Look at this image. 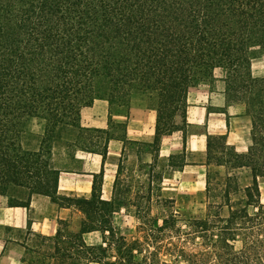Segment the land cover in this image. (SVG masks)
Masks as SVG:
<instances>
[{
	"label": "trees",
	"instance_id": "obj_1",
	"mask_svg": "<svg viewBox=\"0 0 264 264\" xmlns=\"http://www.w3.org/2000/svg\"><path fill=\"white\" fill-rule=\"evenodd\" d=\"M263 53L264 0H0V195L25 207L33 194L54 192V168L51 193L42 192L50 186L52 145L105 158L109 132L81 123L95 100L110 109L134 94L154 100L156 135L141 147L159 143L165 115L182 110L186 123L188 90L211 83L219 68L228 102L242 103L251 119L250 145L231 153L227 168L248 170L251 182L207 172L204 217L174 227L169 214L156 230L168 241L151 246L109 225L115 193L102 200L96 179L89 199H69L85 219L76 234L60 222L52 264H264V77L251 74V60ZM33 118L44 128L31 149L22 141ZM97 231L100 243L87 244L84 235Z\"/></svg>",
	"mask_w": 264,
	"mask_h": 264
},
{
	"label": "crops",
	"instance_id": "obj_2",
	"mask_svg": "<svg viewBox=\"0 0 264 264\" xmlns=\"http://www.w3.org/2000/svg\"><path fill=\"white\" fill-rule=\"evenodd\" d=\"M251 74L256 78L264 77V54L251 60ZM225 87L222 71L215 69L212 84H201L188 92L186 124L203 125L204 131L191 135L184 143L182 138L178 142L174 134L160 138L158 159L169 163L172 170L169 180L183 188L184 193L195 196L196 191L205 193L208 137H222L226 146L238 154H245L250 145L251 119L242 103L228 102ZM156 120V111L142 104L132 105L128 112H120L110 109L107 101L99 99L83 108L82 125L108 131L111 136L105 158L79 151L80 169L60 171L54 192L33 194L28 206H14L6 196L0 195V264H52L50 242L53 243L60 222L67 221L75 208L69 199H89L94 190V180L100 179L101 198L110 201L118 169L116 160L124 155L126 144L135 147L137 157L138 145L152 143L156 135ZM117 125H123L121 135L116 133ZM182 151L185 160L176 161L174 156ZM188 155L195 159L188 161ZM151 162V158L144 161ZM89 234L84 235L87 244H90Z\"/></svg>",
	"mask_w": 264,
	"mask_h": 264
},
{
	"label": "rangeland",
	"instance_id": "obj_3",
	"mask_svg": "<svg viewBox=\"0 0 264 264\" xmlns=\"http://www.w3.org/2000/svg\"><path fill=\"white\" fill-rule=\"evenodd\" d=\"M206 83L208 84L210 82ZM206 83H200L194 87ZM212 83L213 81L210 84ZM194 87L190 89L192 90ZM190 89L188 92H190ZM137 104L146 105L153 110L157 107L154 100L149 99L143 94H134L128 97L127 101L123 104L114 102L111 107L113 110L126 112L132 105ZM165 116L166 118H163L164 120L162 119L163 122L161 121L160 124L159 139L162 136L174 134L178 142L181 141L179 138H182V143H184L191 135L204 131L203 125L191 126L184 123L182 121L184 116L182 110L172 114L169 113ZM162 124L164 126H162ZM113 126L112 124V128ZM25 128L27 133L22 144L27 148H36L43 134V121L37 118L30 119L26 123ZM123 129V125H117V127H115L118 135H121ZM158 144L159 143H155L152 147H141V145H138L140 149L139 151L137 150V157L134 153L136 150L134 149L135 147L133 148L126 144L127 150L124 155L116 160L120 170L117 176L116 189L114 188L115 198L112 204V210L109 212V225L113 229L121 233L128 240H147L151 246L163 244L168 241L165 237H161L160 233L156 232L157 228L162 225L163 219L166 216L172 214L176 219L174 227H183L186 220L190 218L204 217L208 204L205 193L199 194L196 191L195 194H197V196L184 193L183 188H180L176 182L169 180L172 175L169 163L165 159H153ZM130 148H133V150ZM210 148L209 159L206 151L205 162H209L207 172L210 173L211 177L222 180L229 174L235 173V175L238 176L240 185L244 186L251 182V176L248 170L240 169L234 172L228 170V165L226 163L230 160L229 155L231 153L233 155L235 151L226 146L223 138H212ZM183 152L184 151L177 153L174 156L176 161L183 162L185 160V153ZM79 155L78 152L75 153L69 150L63 144L52 145L50 153V186L42 190V192L51 193L50 188L54 185L55 179V174L51 171L53 168L58 171L79 170L80 166L77 159ZM148 158L152 159L150 167H148L149 165H145L149 163H144ZM194 159L193 156L188 155V161H193ZM258 184L261 194L260 200L261 203L264 204V179H258ZM175 186L176 188H174ZM27 196V192L21 195L22 202H25ZM84 219V214L77 208H74L70 214V218L67 219L62 229L65 233L76 234L79 232L80 223ZM101 234L100 231L89 234L87 236L88 243H100L102 238ZM106 235L107 233H105V236ZM153 235H159V237H154ZM53 246L54 244L50 242L51 252H53ZM160 258L166 263H174L176 259L175 256L167 253H161Z\"/></svg>",
	"mask_w": 264,
	"mask_h": 264
}]
</instances>
